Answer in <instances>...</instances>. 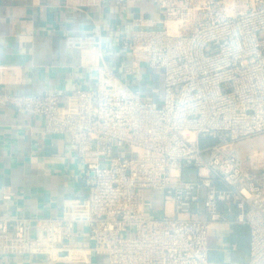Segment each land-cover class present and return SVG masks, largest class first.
Wrapping results in <instances>:
<instances>
[{"label": "built area", "instance_id": "built-area-1", "mask_svg": "<svg viewBox=\"0 0 264 264\" xmlns=\"http://www.w3.org/2000/svg\"><path fill=\"white\" fill-rule=\"evenodd\" d=\"M154 1L163 27H138L122 46L163 72L159 103L105 62L95 87L74 92V108L56 94L0 92V106L43 116L48 131L67 134L92 172L87 196L67 200L61 216L0 214L1 254L84 259L71 242L85 223L91 250L105 251L108 264H211V224L235 221L250 228L247 264H264V150H241L264 136V0ZM97 43L67 39L81 49ZM185 168L196 173L184 179ZM148 189L162 191L172 210L153 215Z\"/></svg>", "mask_w": 264, "mask_h": 264}, {"label": "crops", "instance_id": "crops-1", "mask_svg": "<svg viewBox=\"0 0 264 264\" xmlns=\"http://www.w3.org/2000/svg\"><path fill=\"white\" fill-rule=\"evenodd\" d=\"M163 21L154 0L126 6L119 0H104L101 6H82L80 0H0V92L56 94L74 108V92L95 87L98 65L105 62L144 98L159 103L163 72L150 67L148 54L124 48L122 39L138 27L162 28ZM72 36H94L101 43L71 47L67 39ZM46 124L43 116L0 106V214L61 216L67 200L87 196L92 172L79 162L68 135L50 132ZM251 148L264 150V136L241 143L243 152ZM155 192L160 198L145 192L152 214L163 215L165 207L170 212L164 193ZM225 209L235 215L232 204ZM74 233L71 246L82 249L84 259L59 263L37 254L0 253V264H108L105 251L91 250L85 223L76 224ZM250 238L245 223H212L210 263L247 264Z\"/></svg>", "mask_w": 264, "mask_h": 264}, {"label": "rangeland", "instance_id": "rangeland-1", "mask_svg": "<svg viewBox=\"0 0 264 264\" xmlns=\"http://www.w3.org/2000/svg\"><path fill=\"white\" fill-rule=\"evenodd\" d=\"M183 173H184V175H183L184 179H188V178H191L192 176H194V174L196 173V170L194 168H192V169L185 168L183 170ZM153 192H154V190H152V189L147 190L148 198H153V199H156L157 197L160 198V195L157 194V192H155V194Z\"/></svg>", "mask_w": 264, "mask_h": 264}, {"label": "bare ground", "instance_id": "bare-ground-1", "mask_svg": "<svg viewBox=\"0 0 264 264\" xmlns=\"http://www.w3.org/2000/svg\"><path fill=\"white\" fill-rule=\"evenodd\" d=\"M188 136H193V134L191 132H187Z\"/></svg>", "mask_w": 264, "mask_h": 264}]
</instances>
